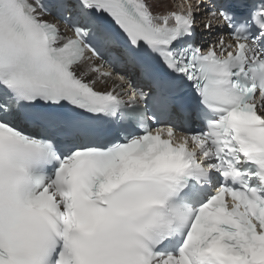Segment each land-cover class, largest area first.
I'll list each match as a JSON object with an SVG mask.
<instances>
[{"label": "snow or ice", "instance_id": "snow-or-ice-1", "mask_svg": "<svg viewBox=\"0 0 264 264\" xmlns=\"http://www.w3.org/2000/svg\"><path fill=\"white\" fill-rule=\"evenodd\" d=\"M0 264H264V0H0Z\"/></svg>", "mask_w": 264, "mask_h": 264}]
</instances>
